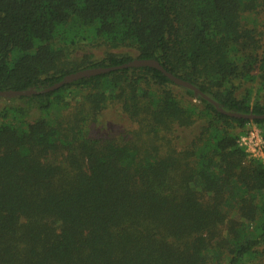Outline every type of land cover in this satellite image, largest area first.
Returning a JSON list of instances; mask_svg holds the SVG:
<instances>
[{
  "label": "trees",
  "instance_id": "trees-1",
  "mask_svg": "<svg viewBox=\"0 0 264 264\" xmlns=\"http://www.w3.org/2000/svg\"><path fill=\"white\" fill-rule=\"evenodd\" d=\"M260 15L264 0H0V91L155 60L264 116ZM0 99V264H264V166L239 146L264 120L152 68ZM110 107L135 129L92 136Z\"/></svg>",
  "mask_w": 264,
  "mask_h": 264
},
{
  "label": "water",
  "instance_id": "water-1",
  "mask_svg": "<svg viewBox=\"0 0 264 264\" xmlns=\"http://www.w3.org/2000/svg\"><path fill=\"white\" fill-rule=\"evenodd\" d=\"M133 68H152L159 72H161L164 76H166L171 82H173L175 85L184 87L186 89H189L194 92L195 96H201L204 99L211 102L215 107L217 108L218 112L230 117L235 118L239 120H245L249 122H254L256 120H264V116H255L253 114L245 115V114H239V113H233V112H226L223 110L222 107H220L216 102L212 101L208 97H206L198 88L190 84L189 82H186L182 79H179L172 75L171 73L167 72L157 61L155 60H133L127 64L118 66V67H111V68H95V69H86L82 71H78L77 73L70 74L66 76L61 82L56 83L55 85L46 88L42 91H36L34 89L28 90V91H0V98H15V97H22V96H33L38 94H45L50 93L54 91L60 90L62 87L71 84L73 82L92 78V77H98L102 75H106L111 72L119 71V70H126V69H133Z\"/></svg>",
  "mask_w": 264,
  "mask_h": 264
},
{
  "label": "rangeland",
  "instance_id": "rangeland-1",
  "mask_svg": "<svg viewBox=\"0 0 264 264\" xmlns=\"http://www.w3.org/2000/svg\"><path fill=\"white\" fill-rule=\"evenodd\" d=\"M258 26L261 30H264V15H260L258 19H256ZM95 54V57H100V52H93ZM85 95L81 94L78 97L75 98V101L73 100V104H78L82 101V98ZM7 102L5 100L0 99V109L6 104ZM71 103V104H72ZM104 120L103 123L108 125V127L104 129L103 125H93L91 126V135L94 137H100L101 135H110L115 138H119L120 136L126 134L127 131H131L135 129V126L128 121L126 116H124L120 110L116 107H110L104 114ZM260 129V128H259ZM250 126H247L242 132V134L239 137V143L242 142V140L246 137V135L249 133ZM262 132V130L260 129ZM263 135V132H262ZM242 148V147H241ZM247 154V160L248 162H258L264 166V157L263 158H255L251 157L248 153Z\"/></svg>",
  "mask_w": 264,
  "mask_h": 264
},
{
  "label": "built area",
  "instance_id": "built-area-1",
  "mask_svg": "<svg viewBox=\"0 0 264 264\" xmlns=\"http://www.w3.org/2000/svg\"><path fill=\"white\" fill-rule=\"evenodd\" d=\"M250 130L246 137L239 143L246 153L251 157L263 158L264 157V138L262 132L256 125H249Z\"/></svg>",
  "mask_w": 264,
  "mask_h": 264
}]
</instances>
